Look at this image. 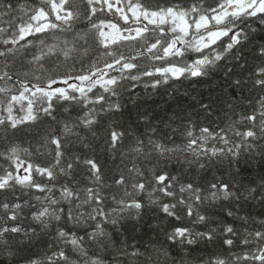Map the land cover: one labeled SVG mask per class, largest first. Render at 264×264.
Segmentation results:
<instances>
[{"label":"snow or ice","instance_id":"obj_1","mask_svg":"<svg viewBox=\"0 0 264 264\" xmlns=\"http://www.w3.org/2000/svg\"><path fill=\"white\" fill-rule=\"evenodd\" d=\"M228 57L219 125L128 123ZM0 162V264H264V0H0Z\"/></svg>","mask_w":264,"mask_h":264},{"label":"trees","instance_id":"obj_2","mask_svg":"<svg viewBox=\"0 0 264 264\" xmlns=\"http://www.w3.org/2000/svg\"><path fill=\"white\" fill-rule=\"evenodd\" d=\"M153 2H155V0H153ZM161 2H163V0H161ZM212 2L213 0H209V3ZM100 18L106 17L101 14ZM78 26L83 28L84 24L81 23ZM253 26L255 27L256 25L254 24ZM253 48L254 45H249L248 48L244 50L248 66H254L260 62L255 59L257 54L253 51ZM226 68H233V79L241 78V76L247 75V73L240 67L239 61L228 57L226 61L222 62L221 65L218 66L208 77H204L196 81H175L170 85H162L154 94L151 95H149L148 92H145L143 88L137 89L141 99L148 101L139 108L131 103V99L135 97L124 95L123 102H125L127 104V108L131 110V117L128 119V123L132 124L133 120H135L136 123H141L137 117L140 114L147 113L149 118L159 117L160 121H165L173 116H178V119H186L190 117L201 126L215 127L219 125L225 114L224 100L221 98L226 100L228 93L231 92L230 88L225 87L227 83V78L224 76ZM148 91L150 92L151 90ZM214 101L215 103H213ZM201 102L210 105L212 110L211 115L201 109ZM56 115L59 120L63 121L69 113L63 112V109L61 108L57 111ZM71 115L75 116V111H73ZM54 127H56L55 123L49 121L48 123L41 124L39 127H26L25 129L17 131L15 134L9 133L8 135L11 136L13 141L22 143L25 146L31 144L35 147L36 141L39 139V134L46 129ZM96 155L100 157L101 163L105 162V154L103 151H97ZM107 163L111 166L113 162L108 160ZM221 174L225 179L229 178L225 170H221ZM244 175L246 179H254L258 175V170L254 166L250 173H245ZM209 179H211V177H209ZM255 211L258 212L260 209H256ZM153 221L155 222V218H153ZM28 223L31 222L26 221L25 226H27ZM136 235L138 238L143 236L144 241L149 239V236H144L143 233ZM28 254L30 253H25L24 255Z\"/></svg>","mask_w":264,"mask_h":264}]
</instances>
